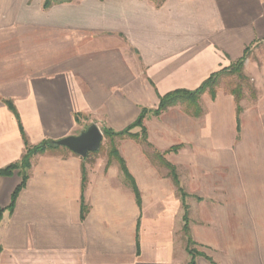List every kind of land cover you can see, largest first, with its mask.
Here are the masks:
<instances>
[{
  "label": "crops",
  "instance_id": "obj_1",
  "mask_svg": "<svg viewBox=\"0 0 264 264\" xmlns=\"http://www.w3.org/2000/svg\"><path fill=\"white\" fill-rule=\"evenodd\" d=\"M44 1L0 0V169L25 151L19 123L36 145L145 109V140L114 139L138 197L107 155L37 153L13 204L22 169L0 175V264H190L165 163L194 264H264V0ZM247 47L238 101L222 73L199 115L154 113Z\"/></svg>",
  "mask_w": 264,
  "mask_h": 264
},
{
  "label": "trees",
  "instance_id": "obj_2",
  "mask_svg": "<svg viewBox=\"0 0 264 264\" xmlns=\"http://www.w3.org/2000/svg\"><path fill=\"white\" fill-rule=\"evenodd\" d=\"M65 0H45L43 3V6L46 8L48 7L50 4H52L53 2H62ZM248 47L245 49V52L243 54V56H241L239 59H237L235 62L231 63L228 67H225L219 71H216L214 73H212L208 78H206L199 87H197L194 90H186V89H177V90H173L163 96L160 97L159 103L157 108L154 110L155 114L160 113L161 111L165 110L167 107L175 105L177 102H181V101H186L188 103V107L193 109V113L196 115H199L201 110L200 107L197 104V99L199 97V95L206 89H208L211 94H214V87L217 83V79L218 77L222 74V73H227L229 75H236V77L238 78L237 83L231 87L230 91L231 93L235 96L236 100L238 101L240 99V97L242 96V82H244L245 80V75L243 74V64L244 61L248 55ZM7 106L9 107V109H11V111L14 113L15 117L18 120V114L15 111L14 106L12 105V103L10 101H6ZM240 111V107L237 106V113ZM146 110L143 109L141 111V113L139 114V116L137 117V119L130 125H128L127 127H125L122 130L119 131H114L112 129L109 128H102V134L105 138H108L110 146L107 152V162H110L111 159H114L116 162H118L120 169L124 175L125 180L129 183V185L132 187V189L134 190L136 196L137 195V190H136V186L134 184V181L132 180L130 174L127 171V168L125 166V161L124 159L120 156L117 147L114 143V139L115 138H124V137H137L140 135L142 140H145V130L144 127L142 125V121L143 118L145 116ZM134 127H140V133H132V129ZM19 128H20V132L21 135L23 137V141H24V145H25V151L20 159V161L18 163H12L4 168L0 169V175H9L12 173V171L14 169L17 168H21V182L20 184L15 188V190L12 193L11 196V204L14 203L15 198L17 196L18 191L20 190V188L24 185L25 180L27 178V174L26 171H24L25 168H28L30 165V160L33 157V155L37 154V153H42L46 150L49 149H55L58 146L55 145L53 143V141L49 140V139H45L42 140L41 142H39L36 145H29L27 143L25 134L23 132L22 126L19 123ZM166 166L169 169V175L172 178L173 183L177 186V190L179 192V196L181 198L182 204H183V208H184V215H183V227H182V231L183 234L186 238V249L188 251V253L190 254L191 258H190V264H194V245L195 242L192 240L190 234H189V226H188V212H187V205L185 203V198L187 196V194L179 187L178 184V177L177 174L175 172V169L170 166L169 164L165 163ZM83 180H84V174H83ZM0 215H1V210H0Z\"/></svg>",
  "mask_w": 264,
  "mask_h": 264
},
{
  "label": "water",
  "instance_id": "obj_3",
  "mask_svg": "<svg viewBox=\"0 0 264 264\" xmlns=\"http://www.w3.org/2000/svg\"><path fill=\"white\" fill-rule=\"evenodd\" d=\"M102 139L101 130L95 123H91L79 134L54 140L53 143L68 148L81 157H86L90 152H96L100 148Z\"/></svg>",
  "mask_w": 264,
  "mask_h": 264
},
{
  "label": "rangeland",
  "instance_id": "obj_4",
  "mask_svg": "<svg viewBox=\"0 0 264 264\" xmlns=\"http://www.w3.org/2000/svg\"><path fill=\"white\" fill-rule=\"evenodd\" d=\"M22 1H24V0H22ZM235 78H236L235 76L231 77L230 75H228V77L225 78V80H227V81H225L224 83H227V86L231 87L237 83ZM114 143H115V140H114ZM109 146H110V143H109L108 138H103L100 148L96 152H90L91 156H97V157L99 156L102 158H106ZM113 161H115V160L114 159L110 160V162H113Z\"/></svg>",
  "mask_w": 264,
  "mask_h": 264
}]
</instances>
